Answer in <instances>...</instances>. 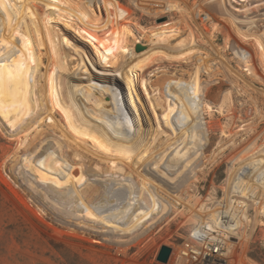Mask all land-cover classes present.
<instances>
[{
    "label": "rangeland",
    "instance_id": "374dc122",
    "mask_svg": "<svg viewBox=\"0 0 264 264\" xmlns=\"http://www.w3.org/2000/svg\"><path fill=\"white\" fill-rule=\"evenodd\" d=\"M201 1L186 0L191 11L180 14L165 0H70L87 17L77 12L73 20H66V26L65 19L57 21L56 11L44 0H31L21 12L18 8L11 12L8 21L0 18V264H163L157 261L160 248L177 251L191 234L192 222L180 225L191 206L179 198L185 188L193 185L199 198L210 195L216 202L222 200L226 159L264 125V99L258 93L264 88V71L252 47L234 33L219 2ZM225 3L233 12L229 2ZM230 3L241 10L234 12L238 18L253 16L243 11L248 1ZM202 13L209 16L206 24L199 16ZM44 23L56 36V49L71 52L74 59L75 52L82 55L88 90L104 88L110 99L118 93L129 114L131 110L116 79L101 74L114 73L120 58L115 65L103 64L93 47L78 34L89 37L99 50L111 52L115 60L125 55L122 47L135 49L139 43L146 49L138 53L142 54L152 47L161 49V37L172 35L170 29L182 35L185 43L191 31L197 45L204 41L202 44L210 48L205 43L207 37L224 57L226 66L216 63L210 74L199 71L200 86L207 90L204 106L197 94L194 102L189 96L198 82L196 60L178 62L158 54L140 73L138 83L130 89L138 104L145 137L148 133L155 141L142 151L151 146L152 150L157 149V155L154 161L143 160L139 172L144 179L136 195L130 201L123 200L104 217L86 213L77 203L87 210L93 200L97 201V208L103 205L98 185L111 173L103 155L106 149L97 140L78 147L70 139L73 134L60 118L59 108L51 110L53 120L46 118L52 100L64 114L70 110L63 104L59 84L51 78V56L43 38L46 30L41 25ZM229 38L250 51L260 79L243 69L227 47ZM69 75L62 72L63 77ZM183 117L182 123L188 117L194 120L203 138L202 155L195 170L165 139L172 133L164 126ZM161 130L166 135L160 134ZM189 138L197 144L194 135ZM219 149L223 152L217 155ZM80 169L90 179L76 185L77 189L87 197L85 190L89 186L92 199L76 198L64 182L79 183ZM116 177L111 183H120ZM101 188L106 192L104 186ZM252 213L250 210V218ZM247 229L248 234L249 225ZM251 229L241 256L246 264H264V219L258 218Z\"/></svg>",
    "mask_w": 264,
    "mask_h": 264
},
{
    "label": "bare ground",
    "instance_id": "6f19581e",
    "mask_svg": "<svg viewBox=\"0 0 264 264\" xmlns=\"http://www.w3.org/2000/svg\"><path fill=\"white\" fill-rule=\"evenodd\" d=\"M44 1L48 7L56 11L55 16L57 17V21L61 18L65 19L64 24L66 26H68L66 20H73L77 12H80L82 16L85 17V14L77 7L73 6L70 0ZM165 1L172 3L180 14L191 9L186 0ZM227 1L233 12L229 10L230 8L227 9L225 0H202L201 4L219 2L220 11L228 17L234 33L242 43L252 47L255 59L264 71V0H242L244 2L248 1L246 4L247 7H245L247 9L243 10V8L242 10L253 16L249 17L246 15L241 19L234 13L241 10L237 7H233L230 0ZM30 3L31 0H0V18L6 22L11 17V12L17 8L19 9L18 11L21 12L23 7H25L24 4ZM195 5L197 6V4ZM51 19V17H47V20L53 22ZM46 22L48 23V21ZM45 23L41 25L46 30L43 32V38L51 56L50 59L53 72L51 78H55L56 82L59 84L62 90V96L64 97L63 104L67 105V108L70 110V113L64 114L62 108L58 106V103L52 100L50 111L46 113V118L52 119L51 110L59 108L58 111L61 113L60 118L62 116L66 127L73 134L70 139L76 142L79 145L78 147L89 146L88 143L90 141L93 142L97 140L98 143H101L103 148L106 149L103 155L109 164L111 173L107 174L106 179H103V183L98 185L103 205L99 209L96 206L97 201L93 200L92 204L89 206V210H87L77 203L86 213L88 212L104 217L107 216L114 207L120 205L123 200L126 199L130 201L133 196L136 195L137 191L141 189L140 182L144 179L143 174L139 172L143 160L147 159L148 161H154L157 155V149L152 150L151 146L147 151H142V148L147 144H152L155 141L148 133V136L145 137L146 132L143 130L140 111L137 107L138 104L130 89H134V86L138 83L139 76H142L140 73L148 67L150 62L157 58L158 54H161L166 58H171L178 62L196 60L197 62L195 65H198L196 68V79H198L200 72L210 74L216 69V63H225L224 57L219 53V50H216L212 46L209 38L205 35V43L208 44L210 48L207 47V49L206 46L202 44L204 41L201 45H197L196 41L193 40L191 31L187 33L188 39L185 43L182 35H178L176 32L173 33L174 30L170 29L169 32H172V35L167 38H162L160 36V41L163 42V45L159 47L162 50L152 47L145 53L138 54L140 52H136L135 49H125V47H122L125 55L118 56L115 60V55L111 54V52L99 50L96 45L94 46L89 37L78 34L83 41L88 42L93 47L103 64L108 65L110 63L108 66L112 64L115 65L120 58L121 63L114 73L101 72V74L106 75L107 73L109 76L111 75L116 79L119 88L125 95V101L131 110L129 114L128 107L127 109L122 107V103L125 104L124 98H120L118 93L116 94L115 92L113 94V99H110L109 96H105L108 92L104 88H98L97 90L92 89L91 92L88 90L87 81L86 79L84 80L83 77L84 72L86 73V69L84 68L82 55L80 56L75 52L74 54L77 58L74 59L75 57L73 58L71 52H62L61 49H56V36L48 30ZM228 42L229 46L227 47H230L234 57L244 66L243 69H246L245 71L249 72L250 75L257 77L253 65L254 62L252 60L254 57H252L250 51L241 47L237 42H232L231 38H229ZM47 43L50 46H48ZM184 47L186 48L185 50H183ZM145 50L146 49L143 51ZM54 56H56L55 59L53 58ZM213 60H215V62ZM30 63L32 65V61H30ZM62 72H68L70 75L63 77ZM254 79L260 78L257 77ZM201 82L202 81L198 79L196 88L193 90L194 92L190 93L189 96L191 101L194 102L197 94V99L203 101L204 106L208 101L206 97L207 90H204V87L202 88L200 86ZM259 82L261 81L259 80ZM258 93L260 97L264 99V88L259 89ZM241 105V103H238V106ZM238 108L239 107H237V112L239 111ZM262 116H264V114ZM154 118L158 120L156 115ZM184 118L185 117H183L182 120L176 118L171 121V125L164 126V128L171 131L172 134L166 135L163 130L160 131V134L163 136L166 135V138H164L170 142L171 146L180 155L182 161L187 163L191 169L195 170L197 167L196 163L202 155L200 147L203 138H201L199 134L200 130L195 125L194 120L188 117L185 119L186 122L182 123ZM156 122L159 130L160 124L158 125V121ZM220 132L224 136H227L223 129H220ZM190 135L195 136L197 144H193V141L189 138ZM251 135L253 136L239 151L226 159V178L224 179L222 188L224 196L220 202H216L214 197L212 198L210 195H207L208 198H199L197 196L196 186L191 184V186H187L185 192L179 196V198L185 200L189 205L191 204V206H189L190 212L184 217L180 225L186 222H192L193 227L190 236L178 250H172L168 264H194L180 255V251L184 250L186 245H189L195 254H200V264H221L222 260L230 264H246L244 258L241 256V251L246 248L251 233L250 231H252L251 227L254 226L256 220H258V218L264 219V125L261 129H255L254 133ZM109 139H111V142ZM257 141L260 142L259 145H256ZM153 145L154 144H152V146ZM220 149L217 155L223 152V150ZM211 156H213V153ZM35 157L38 158L39 156L35 154ZM182 165L183 163L181 162L180 166ZM115 175H117L116 178H118L120 183H111L112 177ZM77 178L80 182L76 184L64 181L70 188L73 196L79 199H92L88 191L90 188L89 186L85 190V193L88 194L87 197H83V193L81 190L78 191L76 186L82 183L83 180L89 181L90 177L88 174L82 173L80 169L79 173H77ZM101 186L105 187L106 192ZM250 210L253 212L251 218L249 215ZM248 225L250 231H248L249 233L247 234ZM234 238L237 239L236 243L232 242ZM213 248L216 250L213 251ZM186 255H189L188 252H186Z\"/></svg>",
    "mask_w": 264,
    "mask_h": 264
},
{
    "label": "built area",
    "instance_id": "2783aa9c",
    "mask_svg": "<svg viewBox=\"0 0 264 264\" xmlns=\"http://www.w3.org/2000/svg\"><path fill=\"white\" fill-rule=\"evenodd\" d=\"M199 16H201V21L203 23H208L209 22V16L207 14H199ZM216 249L213 248V251H215ZM186 252H188L189 255H186ZM180 255H182L181 257L185 258L187 261H191L193 262L194 264H200L199 262V258H200V254H195L189 245H186V247L184 248V250L180 251ZM204 256V255H203ZM221 264H230L229 262L225 261V260H222L221 261Z\"/></svg>",
    "mask_w": 264,
    "mask_h": 264
},
{
    "label": "water",
    "instance_id": "95a60500",
    "mask_svg": "<svg viewBox=\"0 0 264 264\" xmlns=\"http://www.w3.org/2000/svg\"><path fill=\"white\" fill-rule=\"evenodd\" d=\"M144 49H145V46H143V45H141L139 43L135 46V51L136 52H141ZM170 254H171V248L166 247V246H162L160 248L159 253H158L157 261L160 262V263L166 264L168 262Z\"/></svg>",
    "mask_w": 264,
    "mask_h": 264
}]
</instances>
